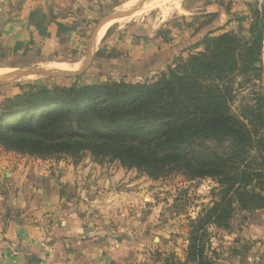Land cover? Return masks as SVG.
<instances>
[{
	"label": "trees",
	"instance_id": "obj_1",
	"mask_svg": "<svg viewBox=\"0 0 264 264\" xmlns=\"http://www.w3.org/2000/svg\"><path fill=\"white\" fill-rule=\"evenodd\" d=\"M255 6L249 37L206 35L203 51L158 81L22 85L1 106L0 145L75 163L90 153L153 180H216L213 205L190 223L185 260L171 255L163 264H219L210 229L228 230L238 208L264 209V87L237 105L243 84L235 85L239 76L262 82L264 4Z\"/></svg>",
	"mask_w": 264,
	"mask_h": 264
},
{
	"label": "rangeland",
	"instance_id": "obj_2",
	"mask_svg": "<svg viewBox=\"0 0 264 264\" xmlns=\"http://www.w3.org/2000/svg\"><path fill=\"white\" fill-rule=\"evenodd\" d=\"M162 1L103 0L98 4V7L91 6L90 10L93 12L91 17L83 18L84 22L82 23L85 31L79 40L81 46H75L71 54L65 56L70 60L79 58L77 64H63L60 62V56L33 65L22 56L4 63V66H0L2 73V75L0 73V77L28 68L75 73L86 64L89 63V65L85 72L79 75L80 77L48 78L32 75L17 82L0 86V111L3 102L7 98L23 93L26 87L22 85L27 83L72 86L102 82L125 81L137 84L158 81L163 74H167L171 68H175L180 60H186L190 55L203 51V45H201L203 39L196 48L183 47L181 50L185 48L183 51L187 52L174 55V58L166 63L163 71L154 70L145 75L136 76L132 73H125L124 70H117L114 63L110 64L111 60L122 57L124 48L126 49V46L130 44L126 43L124 36H130L136 40L142 39L144 43L148 44L150 50L156 48L157 52L172 46L173 41L169 38L171 36L170 29L172 26L180 24H182L180 27L182 33L188 35H192L194 32L197 34L204 27V23H207L206 32L212 30L211 33H207V36L234 33L238 36L249 37L250 28L255 19L253 15L255 3L264 4V0ZM142 2L144 5L140 10L130 16L109 22V25L107 24L108 26L103 28L105 30L100 32L99 38H96L98 37L96 28L104 18L116 12L140 6ZM89 46L93 47L92 53H88ZM263 72L264 54L262 75ZM243 82L244 77H236L237 88L243 84L237 105L244 97L251 99L252 93L259 91L261 84L263 86V81L259 80H253L249 84ZM4 152L12 151H6L0 145V160L3 158ZM63 157L69 156L62 155L53 158ZM89 158L96 162L90 153H85L78 162ZM73 162L75 161L73 160ZM98 164H115L117 167L127 170L119 162L105 161ZM128 171L133 172L135 178L143 179L141 185L144 187L142 190L134 189L138 192H134L132 195L137 199L134 204L130 201L125 223L123 220L122 223L115 224L114 222L113 225H106L108 228L106 230L90 229L85 231L79 240L67 238L70 248H68V254L62 258L61 264H87L82 262L83 258L80 254L83 252V246L81 244L86 243L85 249H88L94 245V240H99L104 247H102L103 251L99 258L95 262L91 261L90 264H163L164 258L171 255H174L178 260H185L189 245L190 223L213 205L214 193L217 192L219 184L211 178L188 180L181 173L153 180L136 169ZM140 180H137L139 186H141ZM123 227L129 230H125ZM210 232L212 233L213 255L219 264H264V209L248 212L238 208L228 230L213 227ZM120 243H124V246L120 247ZM20 246L22 245L8 240L0 241V264H22L18 258ZM40 249L47 255L50 253L49 246H40Z\"/></svg>",
	"mask_w": 264,
	"mask_h": 264
},
{
	"label": "crops",
	"instance_id": "obj_3",
	"mask_svg": "<svg viewBox=\"0 0 264 264\" xmlns=\"http://www.w3.org/2000/svg\"><path fill=\"white\" fill-rule=\"evenodd\" d=\"M101 1L0 0V66L21 56L32 65L58 56L63 64H77L79 58L70 60L65 56L81 46L83 18H90V7H98ZM181 25L172 26L169 38L173 44L159 52L156 48L150 50L142 39L124 36L130 44L124 48V55L110 64L136 76L163 71L174 55L187 52L181 50L183 47L196 48L212 31L206 32L204 23L197 34L188 35L182 33ZM3 158L0 241L22 245L18 255L22 264H61L70 248L67 238L79 240L90 229L106 230V225L114 222L125 223L127 207L137 199L132 195L138 192L134 189L144 187L143 179L135 178L133 172L115 164L100 165L90 158L75 163L69 157L41 159L13 152H4ZM93 244L88 249L86 243L81 244L82 262L90 264L99 258L104 245L99 240ZM40 246H49L50 253H43Z\"/></svg>",
	"mask_w": 264,
	"mask_h": 264
},
{
	"label": "water",
	"instance_id": "obj_4",
	"mask_svg": "<svg viewBox=\"0 0 264 264\" xmlns=\"http://www.w3.org/2000/svg\"><path fill=\"white\" fill-rule=\"evenodd\" d=\"M144 5V2L140 6H137L135 8L129 9L127 11H121V12H116L114 14H111L104 18L102 22L99 24L98 28H96L97 35L102 31V29L111 21L130 16L134 13H136L138 10L141 9V6ZM97 38V37H96ZM96 42V39H95ZM93 47L91 46L90 48V53H92ZM91 56V54H90ZM88 64H86L80 71L71 73L63 70H48V69H42V68H28V69H23L19 70L17 72L4 75L0 77V86L2 85H8L14 82L19 81L22 78H25L26 76H32V75H40L48 78H74L77 77L85 72V70L88 68ZM262 81H263V87H264V72L262 75Z\"/></svg>",
	"mask_w": 264,
	"mask_h": 264
},
{
	"label": "bare ground",
	"instance_id": "obj_5",
	"mask_svg": "<svg viewBox=\"0 0 264 264\" xmlns=\"http://www.w3.org/2000/svg\"><path fill=\"white\" fill-rule=\"evenodd\" d=\"M163 1H164V0H163ZM163 1H162V2H163ZM158 2H159V0H158ZM158 2H157V3H158ZM117 20H119V19H117ZM116 22H117V21H116ZM108 25H109V24H108ZM108 25H106V26H108ZM104 30H105V29H104ZM104 30L102 29V31H104ZM101 33H102V32H101ZM53 68L55 69V66H54ZM2 70H3V69H2ZM13 71H16V70H13ZM0 73H1V72H0ZM7 74H8V73H7ZM7 74H6V75H7ZM9 74H10V73H9ZM1 75H2V73H1Z\"/></svg>",
	"mask_w": 264,
	"mask_h": 264
}]
</instances>
